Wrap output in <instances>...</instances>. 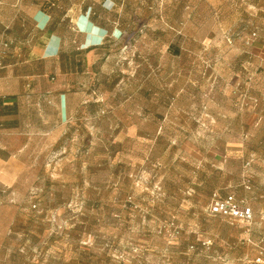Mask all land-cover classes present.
<instances>
[{
  "label": "rangeland",
  "instance_id": "rangeland-1",
  "mask_svg": "<svg viewBox=\"0 0 264 264\" xmlns=\"http://www.w3.org/2000/svg\"><path fill=\"white\" fill-rule=\"evenodd\" d=\"M117 1L98 21L118 40L65 54L0 132V264H264L260 0ZM215 195L255 217L214 215Z\"/></svg>",
  "mask_w": 264,
  "mask_h": 264
},
{
  "label": "crops",
  "instance_id": "crops-1",
  "mask_svg": "<svg viewBox=\"0 0 264 264\" xmlns=\"http://www.w3.org/2000/svg\"><path fill=\"white\" fill-rule=\"evenodd\" d=\"M94 1L99 2L95 4ZM117 3V0H0V48L9 46V56L3 59L4 67L0 69V132L13 131L18 125L23 127L24 104L31 82L43 85L48 91L55 89L50 76L62 72L61 59L65 54L76 56L98 50L94 49L98 45L91 43L93 35L110 32L118 40L122 28L116 21L101 23L91 16L93 12H108ZM259 7L263 17L261 29L247 42L249 51L243 60L247 67L256 66L254 72L264 83V0H260ZM48 24L44 32L39 30ZM233 72L238 83L239 71ZM247 105L244 101L239 107ZM19 118L21 122H18ZM58 118L61 123H67L69 119V101L65 93L59 94ZM23 131H15V134L23 136ZM210 153L217 159L225 155L220 150ZM3 155L13 156L10 152H3Z\"/></svg>",
  "mask_w": 264,
  "mask_h": 264
},
{
  "label": "built area",
  "instance_id": "built-area-1",
  "mask_svg": "<svg viewBox=\"0 0 264 264\" xmlns=\"http://www.w3.org/2000/svg\"><path fill=\"white\" fill-rule=\"evenodd\" d=\"M264 34V32H263ZM257 33L253 34L256 37ZM8 45L0 48V68L3 66V59L7 56ZM214 215L228 217L233 221L250 222L253 219V211L244 202H239L234 196H229L225 200L217 199L212 204Z\"/></svg>",
  "mask_w": 264,
  "mask_h": 264
},
{
  "label": "trees",
  "instance_id": "trees-1",
  "mask_svg": "<svg viewBox=\"0 0 264 264\" xmlns=\"http://www.w3.org/2000/svg\"><path fill=\"white\" fill-rule=\"evenodd\" d=\"M91 16L92 17H94V18H98L100 15H99V13H97V12H93L92 14H91ZM50 23H51V21H50ZM49 23V24H50ZM49 24L47 25V27L45 28V29H39L40 31H42V32H44L47 28H48V26H49ZM108 30V29H107ZM109 31V30H108ZM113 35L112 34H110V32L106 35V39H105V42L102 44V45H100V46H96L94 49H102V48H105L107 45H109V44H111V42H113ZM9 56V52H8V50H7V56L5 57V58H7ZM4 158H7V157H4ZM232 196V195H231ZM229 196H227L226 198H217V196L216 197H214V199H213V202H212V204L214 203V201L215 200H217V199H220V200H225V199H227ZM236 199V198H235ZM237 200V199H236ZM238 201V200H237ZM220 216V215H219Z\"/></svg>",
  "mask_w": 264,
  "mask_h": 264
}]
</instances>
